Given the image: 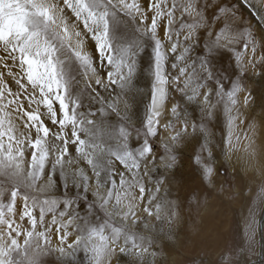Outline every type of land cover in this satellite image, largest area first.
Returning <instances> with one entry per match:
<instances>
[{
	"label": "snow or ice",
	"instance_id": "snow-or-ice-1",
	"mask_svg": "<svg viewBox=\"0 0 264 264\" xmlns=\"http://www.w3.org/2000/svg\"><path fill=\"white\" fill-rule=\"evenodd\" d=\"M262 151L264 0H0V264H160L213 197L264 264Z\"/></svg>",
	"mask_w": 264,
	"mask_h": 264
},
{
	"label": "rangeland",
	"instance_id": "rangeland-1",
	"mask_svg": "<svg viewBox=\"0 0 264 264\" xmlns=\"http://www.w3.org/2000/svg\"><path fill=\"white\" fill-rule=\"evenodd\" d=\"M241 11L244 16L258 24L251 10L241 4ZM147 61V57H145ZM254 95H260L261 86L255 84ZM140 113L143 114L144 104L139 105ZM257 111H259L257 109ZM220 128L224 127L223 119L220 121ZM217 135L219 129L216 130ZM239 155H243L242 147ZM259 144L260 141L258 140ZM191 148L184 151L183 158L178 161L176 176L179 182H183L189 189L204 190L197 180V173L192 168L190 160ZM264 160V151L262 159ZM232 162H236V156H233ZM238 166V165H237ZM218 179H223V176ZM187 211V209H186ZM243 212L239 200L224 202L220 198L213 197L209 200V205L201 209L199 214L192 209V219L186 217V223L181 227L180 233L175 243H166L164 248V257L160 264H210L218 259L219 252L233 239H238L239 234L244 228ZM259 219V218H258ZM193 220L200 225L199 232H193L191 225Z\"/></svg>",
	"mask_w": 264,
	"mask_h": 264
},
{
	"label": "bare ground",
	"instance_id": "bare-ground-1",
	"mask_svg": "<svg viewBox=\"0 0 264 264\" xmlns=\"http://www.w3.org/2000/svg\"><path fill=\"white\" fill-rule=\"evenodd\" d=\"M261 163L264 164V160H261ZM261 223L264 224V220H261ZM262 236H264V229L257 233V240H261Z\"/></svg>",
	"mask_w": 264,
	"mask_h": 264
}]
</instances>
